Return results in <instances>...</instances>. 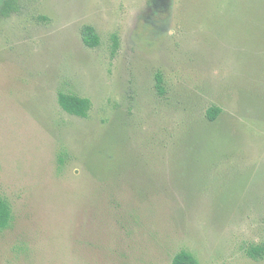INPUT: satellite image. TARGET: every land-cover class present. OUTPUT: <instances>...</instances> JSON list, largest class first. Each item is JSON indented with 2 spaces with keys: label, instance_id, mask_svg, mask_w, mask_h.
Masks as SVG:
<instances>
[{
  "label": "rangeland",
  "instance_id": "rangeland-1",
  "mask_svg": "<svg viewBox=\"0 0 264 264\" xmlns=\"http://www.w3.org/2000/svg\"><path fill=\"white\" fill-rule=\"evenodd\" d=\"M0 198V264H264V0H0Z\"/></svg>",
  "mask_w": 264,
  "mask_h": 264
},
{
  "label": "trees",
  "instance_id": "trees-1",
  "mask_svg": "<svg viewBox=\"0 0 264 264\" xmlns=\"http://www.w3.org/2000/svg\"><path fill=\"white\" fill-rule=\"evenodd\" d=\"M11 4V1L10 3L9 1L5 3L3 10L6 14H9L11 11L15 10ZM81 40L83 45L89 49H94L99 45V37L95 30L90 26H84L82 28ZM155 82L158 93L162 94V79L159 74L155 76ZM57 104L64 113L83 119L87 117L91 106L88 99L64 93L58 94ZM218 113L219 109L212 107L207 110L206 117L210 122H213L215 121ZM12 219V210L10 205L7 203V201L0 198V232L6 230L10 226ZM246 254L252 260L258 261L259 259L264 258V246L255 245L249 247V249L246 250ZM171 264H198V262L191 253L181 250L172 258Z\"/></svg>",
  "mask_w": 264,
  "mask_h": 264
}]
</instances>
